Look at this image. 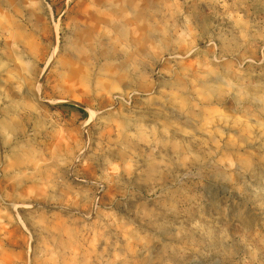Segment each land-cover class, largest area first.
Instances as JSON below:
<instances>
[{"label":"rangeland","instance_id":"rangeland-1","mask_svg":"<svg viewBox=\"0 0 264 264\" xmlns=\"http://www.w3.org/2000/svg\"><path fill=\"white\" fill-rule=\"evenodd\" d=\"M0 23V264H264V0Z\"/></svg>","mask_w":264,"mask_h":264},{"label":"crops","instance_id":"crops-1","mask_svg":"<svg viewBox=\"0 0 264 264\" xmlns=\"http://www.w3.org/2000/svg\"><path fill=\"white\" fill-rule=\"evenodd\" d=\"M0 30H3V31H5V32L8 31L6 25H4V24H2V23H0ZM9 30H10V29H9ZM1 126H2V124L0 123V129H1Z\"/></svg>","mask_w":264,"mask_h":264},{"label":"trees","instance_id":"trees-1","mask_svg":"<svg viewBox=\"0 0 264 264\" xmlns=\"http://www.w3.org/2000/svg\"><path fill=\"white\" fill-rule=\"evenodd\" d=\"M80 113H84V111H82L81 109H78Z\"/></svg>","mask_w":264,"mask_h":264}]
</instances>
